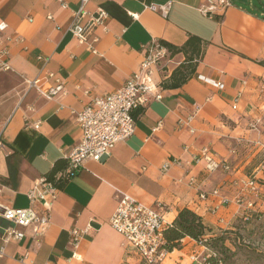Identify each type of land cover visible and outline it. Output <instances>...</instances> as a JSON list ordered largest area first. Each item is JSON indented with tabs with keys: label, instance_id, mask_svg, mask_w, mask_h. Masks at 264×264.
Segmentation results:
<instances>
[{
	"label": "crops",
	"instance_id": "crops-1",
	"mask_svg": "<svg viewBox=\"0 0 264 264\" xmlns=\"http://www.w3.org/2000/svg\"><path fill=\"white\" fill-rule=\"evenodd\" d=\"M64 1L63 6L60 0H0V22L7 24L0 32V204L28 206L27 192L36 179L53 178L66 168L65 155L81 136L75 111L92 96L120 87L139 68L150 44L182 45L197 35L203 52L188 81L163 87L162 81L184 59L182 52L171 54L163 45L165 58L152 70L161 97H150L133 110L134 133L118 141L109 157L87 159L75 176L58 182L44 234L32 239L26 228L22 239L3 241L8 223L0 216V264L139 263L109 223L121 192L147 205L161 202L168 222L180 209L190 208L213 229L244 213L233 200L236 195L256 201L258 207L264 184L255 199L242 179L264 178L256 144H264V65L257 62L264 60V9L257 12L254 4L245 8L233 1L209 17L200 9L206 0H88L85 8L91 13H108L105 28L95 30L98 41L92 52L69 29L79 0ZM166 3V15L148 8ZM8 35L13 39L7 40ZM4 63L9 68H3ZM24 77L38 78L43 91L60 80L63 92L47 98L29 88ZM189 115L188 126H178V120ZM204 147L227 161L232 171H208L203 159L191 160ZM172 158L179 162L162 172L161 164ZM215 188L218 195L211 194ZM201 192L207 194L205 199L199 197ZM223 195L230 200L219 205ZM35 207L41 210L42 204L36 202ZM86 226L90 228L80 240L79 259L72 258L70 229Z\"/></svg>",
	"mask_w": 264,
	"mask_h": 264
},
{
	"label": "built area",
	"instance_id": "built-area-1",
	"mask_svg": "<svg viewBox=\"0 0 264 264\" xmlns=\"http://www.w3.org/2000/svg\"><path fill=\"white\" fill-rule=\"evenodd\" d=\"M64 6L65 1L60 0ZM88 0H79L78 8L72 12V19L69 26L71 33L80 41L86 44L89 51L96 52L95 43L98 36L95 34L97 27L105 28V21L108 16L104 10L99 9L97 14L88 11L85 6ZM232 0H206L201 6V11L206 16L213 17L216 13H222L227 7L232 5ZM170 7L169 3L157 5L150 4L148 8L166 15ZM7 27L5 22H0V32ZM7 40H12L13 36H6ZM14 39L22 41V38ZM166 48L159 42H154L145 48L143 60L139 68L129 75L124 83L109 92L101 95L92 96L79 111H75L77 121L81 127V136L74 147L65 155L67 166L60 170L53 178L42 176L36 179L32 188L27 192L30 204L26 207H14L0 204V216L7 221L8 225L4 228L2 239L20 240L26 236L25 229H30V236L35 239L45 233L50 221V207L56 199L59 187L57 183L67 181L75 176L83 163L87 159L102 161L109 157L111 150L118 141L125 140L134 133L135 119L133 110L140 105L147 103L150 97L159 99L161 94L157 84L152 79V70L162 59L165 58ZM39 58H43L39 56ZM3 68H9L4 63ZM49 76H53L49 73ZM29 88H35L47 98H52L60 92H63V84L60 80L54 87L43 91L39 87L38 78L23 79ZM214 86L223 88L224 83L218 80L207 79ZM237 108V98L232 105ZM192 119L189 115L186 120L179 119L178 126L186 125ZM190 132H194L192 127H188ZM257 147L263 151V158L260 164L264 172V145L257 142ZM260 149V150H261ZM204 160L205 168L208 171H214L222 168L224 171L231 169L229 163L218 160L207 147L201 149L197 154L191 156V160L197 162ZM179 162L172 158L161 164L160 170L165 172L172 163ZM256 176L242 179L244 186L251 190L255 199L260 198V184ZM262 178V177H260ZM264 179V178H262ZM238 183V178L235 181ZM212 195H218L217 188L211 191ZM199 197L205 199V192L199 193ZM117 206L109 219L111 227L117 231L125 240L126 244L138 255V257L147 264H161L167 255V249L164 247L165 239L163 230L170 225L165 220L164 207L161 202L147 205L127 192H121L117 196ZM230 199L223 195L220 196L219 205L226 204ZM234 202L244 206L245 213L257 211L256 201L247 200L242 195H236ZM42 204L41 210L35 207V203ZM217 207L211 209L214 212ZM89 226L85 228L73 227L70 229L69 243L72 248L71 257L79 259L78 247L84 233H87ZM4 253V246H0V256ZM24 254L20 260H25ZM28 264H49L30 262ZM90 264V263H88ZM198 264H210L208 257H204ZM221 264V263H218Z\"/></svg>",
	"mask_w": 264,
	"mask_h": 264
},
{
	"label": "rangeland",
	"instance_id": "rangeland-1",
	"mask_svg": "<svg viewBox=\"0 0 264 264\" xmlns=\"http://www.w3.org/2000/svg\"><path fill=\"white\" fill-rule=\"evenodd\" d=\"M250 1L251 3L247 4L237 1H234V3L242 5L245 8L254 4L257 12L260 9H264V0ZM257 149L260 152V157L263 158V151L260 146ZM220 170L224 171L222 168ZM263 201L262 199L258 207H256L257 211L261 214L260 217L252 216L245 218L242 213V215L233 219L223 228H212V232L204 236L203 239L206 240H203V243L186 237L182 239L180 248H175L172 251L167 250V255L161 264H198L204 257H208L211 260V264H264V211L261 210ZM242 207L243 211L246 210L243 204ZM216 236L223 237V240L217 243V249L212 248L209 241L210 237ZM173 251L176 256L174 255L173 260L170 261L168 256ZM137 264L147 263L141 260Z\"/></svg>",
	"mask_w": 264,
	"mask_h": 264
},
{
	"label": "trees",
	"instance_id": "trees-1",
	"mask_svg": "<svg viewBox=\"0 0 264 264\" xmlns=\"http://www.w3.org/2000/svg\"><path fill=\"white\" fill-rule=\"evenodd\" d=\"M162 45L166 46L171 54L178 52L184 54L183 61L172 71L169 78L163 80L161 83L163 87H179L188 81L195 73L197 62L203 52L202 40L197 35H190L182 45H174L165 41H162ZM257 62L264 65V60H258ZM261 162L262 158H260L259 166ZM256 180L260 184H264V179L259 177L256 178ZM243 216L245 218L252 216L260 217L261 214L258 211H253L250 213L247 212ZM212 230L213 229L210 226L204 223L201 215L197 214L190 208L184 207L178 211L173 222L163 230V236L165 239L164 247L168 251L180 248L182 239L185 237H190L203 243V240H206L203 239L204 236L211 233ZM222 240L223 237L221 236L210 237V246L217 249V243ZM209 261L211 264L210 259Z\"/></svg>",
	"mask_w": 264,
	"mask_h": 264
},
{
	"label": "water",
	"instance_id": "water-1",
	"mask_svg": "<svg viewBox=\"0 0 264 264\" xmlns=\"http://www.w3.org/2000/svg\"><path fill=\"white\" fill-rule=\"evenodd\" d=\"M232 1H237V2L244 3V4H247L248 3V0H232Z\"/></svg>",
	"mask_w": 264,
	"mask_h": 264
},
{
	"label": "bare ground",
	"instance_id": "bare-ground-1",
	"mask_svg": "<svg viewBox=\"0 0 264 264\" xmlns=\"http://www.w3.org/2000/svg\"><path fill=\"white\" fill-rule=\"evenodd\" d=\"M169 255H170V253H169ZM169 257V256H168Z\"/></svg>",
	"mask_w": 264,
	"mask_h": 264
}]
</instances>
